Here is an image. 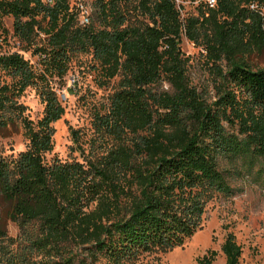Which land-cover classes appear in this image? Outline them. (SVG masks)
I'll list each match as a JSON object with an SVG mask.
<instances>
[{
  "label": "trees",
  "instance_id": "obj_1",
  "mask_svg": "<svg viewBox=\"0 0 264 264\" xmlns=\"http://www.w3.org/2000/svg\"><path fill=\"white\" fill-rule=\"evenodd\" d=\"M68 1L0 0V132L19 123L27 140L16 155L0 150V198L19 230L7 237L0 219V264H143L182 246L202 228L209 202L240 191L236 182L264 191V69L239 59L264 47V0H216L215 9L185 19L184 37L219 78L212 103L187 82L173 0H134L130 8V0H95L99 27L93 19L78 25ZM9 17L35 64L4 51ZM78 53L91 55L103 82L121 77L92 121L94 134L114 145L86 159L79 131L69 128L82 162L46 161L52 125L64 114L54 84ZM163 78L171 92H153ZM27 89L43 105L36 121L20 101ZM16 243L19 251L10 248ZM220 253L225 264H242L232 232ZM217 255L209 250L196 264H214Z\"/></svg>",
  "mask_w": 264,
  "mask_h": 264
},
{
  "label": "rangeland",
  "instance_id": "obj_2",
  "mask_svg": "<svg viewBox=\"0 0 264 264\" xmlns=\"http://www.w3.org/2000/svg\"><path fill=\"white\" fill-rule=\"evenodd\" d=\"M205 0H185L184 10L187 17L196 15L202 10ZM95 2V0H94ZM93 2V3H94ZM136 4L129 1V8ZM94 7V4H93ZM92 7V17L95 27L98 26L95 9ZM250 7V6H249ZM256 7H253V10ZM132 20L147 22L143 16L131 14ZM4 27L9 31L7 53L18 52L32 64L37 62L36 56L30 52H23V45L12 37V18L3 20ZM44 38L43 35L40 37ZM180 48L186 62V79L198 95L208 103L216 100L215 95L219 78L215 67L205 59V52L201 47L181 38ZM90 54L78 53L71 58L69 70L63 80H56L54 90L64 107V114L52 127L53 149L45 156L46 161L57 158L62 162L79 161L83 158L72 148L69 128L79 131V144L84 149V157L95 158L106 152L114 142L110 138L96 136L92 129V121L96 113L105 110L108 98L117 89L120 76L108 82H103L97 65L93 64ZM239 59L253 70L264 69V47L252 46L247 52L239 53ZM225 69V62L218 64ZM153 92H171L169 85L163 79L151 87ZM20 101L27 107V114L33 121L42 116L43 105L35 95L33 89H27ZM27 140L23 135L22 126L15 123L0 132V150L4 156L16 155L24 151ZM240 191L231 196L217 195L208 203L203 216L202 228L198 230L184 244L167 253L146 255L141 259L143 264H196V260L207 251H217L214 264H225L224 256L220 253V246L226 233L232 232L236 242L240 245L242 264H264V191L256 185L238 181L234 184ZM7 207L0 198V219L6 230L7 237L16 239L19 235L18 227L6 218ZM225 228V229H223ZM8 242H3L7 245ZM18 243H21L18 242ZM17 243L10 248L14 251ZM39 259V257H38Z\"/></svg>",
  "mask_w": 264,
  "mask_h": 264
},
{
  "label": "built area",
  "instance_id": "obj_3",
  "mask_svg": "<svg viewBox=\"0 0 264 264\" xmlns=\"http://www.w3.org/2000/svg\"><path fill=\"white\" fill-rule=\"evenodd\" d=\"M51 3V0H46ZM185 0H173L175 8L179 13L180 21L182 23L181 34L184 37L185 31V19L187 18V12L184 10ZM94 0H69V11L76 17L78 25L86 26L91 22L92 7ZM217 6L216 0H205L202 10L207 11L209 9H215ZM255 5H250V9H253ZM185 38V37H184ZM186 39V38H185ZM187 40V39H186Z\"/></svg>",
  "mask_w": 264,
  "mask_h": 264
}]
</instances>
